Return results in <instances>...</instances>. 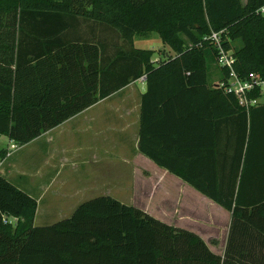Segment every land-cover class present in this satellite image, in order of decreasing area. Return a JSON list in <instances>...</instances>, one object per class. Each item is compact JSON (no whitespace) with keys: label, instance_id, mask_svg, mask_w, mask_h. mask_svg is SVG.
I'll use <instances>...</instances> for the list:
<instances>
[{"label":"trees","instance_id":"obj_1","mask_svg":"<svg viewBox=\"0 0 264 264\" xmlns=\"http://www.w3.org/2000/svg\"><path fill=\"white\" fill-rule=\"evenodd\" d=\"M261 6L0 0V136L23 145L144 75L137 151L230 213L220 256L197 234L107 195L33 225L36 200L0 175V264H264V101L245 110L208 82L216 50L202 41L222 30L236 75L264 79ZM149 32L173 54L153 61L133 46ZM216 70L223 79L227 70Z\"/></svg>","mask_w":264,"mask_h":264},{"label":"crops","instance_id":"obj_2","mask_svg":"<svg viewBox=\"0 0 264 264\" xmlns=\"http://www.w3.org/2000/svg\"><path fill=\"white\" fill-rule=\"evenodd\" d=\"M144 90V80L138 77L58 125L42 132L29 142L23 145L16 144L15 148L30 145L32 158L36 161L31 170L23 168L25 166L17 167L15 171L20 172L22 177L27 176L24 175L27 173L28 178L13 184L28 195L37 190L34 192L35 195H30L36 200V206L44 197L51 202L48 205L52 208L71 206L67 215H60L50 222L53 223L69 216L79 203L87 199L100 195L117 199L112 193L117 189L116 185L113 186L112 181L114 180L110 178L104 183V186H101L105 178L96 169L101 160L117 159L118 157L141 159L145 164L152 165L160 171L161 176L166 179L178 180L175 195L179 199L183 196L184 203H189L187 206L182 202H175L177 198L174 196V203L169 205L170 198H160L159 200L158 197L159 203L162 201L161 206L160 204L159 208L157 206L156 212L145 210L146 213L164 223L174 224L173 226L197 234L211 252L221 256L229 230L230 213L195 190L196 193L192 187H188V184L165 169L156 166L150 159L137 151L140 94ZM261 99L264 101V97ZM8 142L9 139L6 138L5 143H0V149L5 150ZM2 165L0 166V175L9 178L8 174L11 171L2 168ZM97 173L98 181L94 179ZM76 175L78 178L75 179ZM101 189L105 192H101ZM146 197L149 195L146 194ZM190 200H193L194 203L199 201L203 206L208 204L210 218L205 221L207 223L198 220L197 206L196 204L192 205ZM125 204L139 206L137 200ZM57 211L53 209L52 213L57 214ZM200 225L208 228L213 236L203 237ZM207 238L212 239L211 243L206 240ZM215 240L220 241L218 245L222 254L215 250L218 248V245L213 243Z\"/></svg>","mask_w":264,"mask_h":264},{"label":"rangeland","instance_id":"obj_3","mask_svg":"<svg viewBox=\"0 0 264 264\" xmlns=\"http://www.w3.org/2000/svg\"><path fill=\"white\" fill-rule=\"evenodd\" d=\"M242 3L245 0H240ZM133 45L137 48H144L152 50L151 60H156L157 58L163 57L165 54H173V51L166 45L162 44L159 37L155 32H149L144 35H134L132 37ZM185 47H189L190 44L185 42ZM207 81L210 83H214L217 80V70L213 60L208 64L207 68ZM6 137L0 136V143H5ZM1 150V149H0ZM31 146L25 147H17L10 151V155L5 157L2 162V168L9 169L10 177L6 178L11 183H20L21 179L28 178V174L25 177L20 176L21 173L15 171L17 167H23L27 170L32 169L33 163H35V159L32 158ZM142 156V155H141ZM147 160V159H146ZM150 162V161H149ZM0 165V166H1ZM158 168V167H157ZM101 173V176L105 178L101 186H104V183L108 181V179H112L113 186L116 185V192H112L116 198L123 203H133V200H137L139 204V208L143 211L149 210L151 212H156V209L159 208V204L161 206L162 201H158L160 198H170L169 205L174 203L173 197H176V188L178 180L176 179H166L161 176V172L156 170L152 165H147L141 159H136L134 157L131 158H120L117 159H103L99 162L96 167ZM98 173L94 176V179L97 180ZM8 177V176H7ZM78 178L77 175L75 179ZM92 177V180H94ZM98 181V180H97ZM188 186V185H187ZM190 188V186H188ZM192 189V188H191ZM193 191H195L193 189ZM37 192V190H34ZM34 192H31L30 195H35ZM101 192H105L101 189ZM196 192V191H195ZM197 193V192H196ZM146 194L149 197H146ZM155 196V197H154ZM154 197V199H153ZM134 198V199H133ZM175 202H182V204L189 206V203H184L183 196L176 197ZM182 199V201H181ZM180 200V201H179ZM192 205L196 204L197 206V218L199 221H208L210 216V210L208 204L203 206L202 203L197 201V203L193 200H190ZM48 203H51L47 200V198H43L38 205L36 206L34 217H33V225H44L50 223L52 220H55L57 217L67 215L71 209V206L65 207H57L52 208ZM158 206V208H157ZM58 210L57 214L52 213V210ZM62 211V212H60ZM146 212V211H145ZM216 215V214H214ZM12 220V219H11ZM207 223V222H205ZM174 225V224H170ZM201 227V235L203 237L213 236L210 230L202 225ZM211 243L212 239H206ZM220 241L215 240L214 245L219 243ZM220 244V243H219ZM218 253L221 252V248L218 245V248L215 249ZM222 254V252H221Z\"/></svg>","mask_w":264,"mask_h":264},{"label":"built area","instance_id":"obj_4","mask_svg":"<svg viewBox=\"0 0 264 264\" xmlns=\"http://www.w3.org/2000/svg\"><path fill=\"white\" fill-rule=\"evenodd\" d=\"M259 13L264 14V6H261L257 10ZM221 33L222 30L213 31L210 30L209 33L202 37V41L210 42L213 48L216 50L215 64L219 68H224L227 70L226 75L223 79L216 80L213 84L221 88L224 92L232 94L237 104L247 110L250 106L257 105L261 101V97H252L250 92L258 89L260 94L264 92V79L255 75L253 72H248L242 77H238L233 69L234 57L230 50H225L221 43ZM144 80V75L139 77ZM16 147V144L9 140L4 153L0 156V165L2 164L5 157L10 154Z\"/></svg>","mask_w":264,"mask_h":264}]
</instances>
